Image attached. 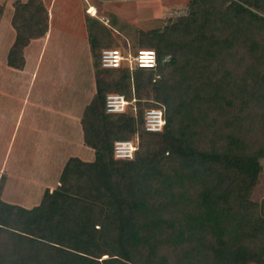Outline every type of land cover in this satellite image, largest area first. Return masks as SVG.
<instances>
[{"label": "trees", "instance_id": "obj_1", "mask_svg": "<svg viewBox=\"0 0 264 264\" xmlns=\"http://www.w3.org/2000/svg\"><path fill=\"white\" fill-rule=\"evenodd\" d=\"M192 4V20L139 32L133 49L153 50L154 69H102L99 53L113 47L99 50L82 118L94 161L68 159L58 189L25 216L0 211V264H264V199L246 194L264 158V0ZM45 15L40 0L18 4L16 44L42 36ZM95 24L85 19L90 51ZM21 63L14 44L7 64ZM133 74L145 77L135 116L107 114L106 95L132 99ZM149 108L163 109L157 133L143 130ZM135 137L132 158L114 160L113 142Z\"/></svg>", "mask_w": 264, "mask_h": 264}, {"label": "rangeland", "instance_id": "obj_2", "mask_svg": "<svg viewBox=\"0 0 264 264\" xmlns=\"http://www.w3.org/2000/svg\"><path fill=\"white\" fill-rule=\"evenodd\" d=\"M136 1L124 4V0H110V13L99 11L93 16L96 26L91 34H95L97 45L93 51L89 50L90 58H88L87 66L91 68L94 81L97 77L96 70H99L97 55L101 48L113 47L132 51L139 39V32L156 30L162 32L180 24L183 20H192L193 14L197 12L196 6L192 4L193 0ZM80 2L85 6L90 4V0H83V2L80 0ZM23 3V0H0V211L4 213L15 209L13 215H9L10 220L15 218L14 214L19 217L25 216L28 211L38 207L44 201L45 194L53 193L58 189L60 176L68 159H76L82 163L94 161V151L83 142L82 118L85 109L95 98V87L92 91L87 82L83 89L86 98L78 103H68L63 97L68 91L67 88L61 89V93L57 91L59 92L57 97L50 94V85L45 78L46 73L40 71L32 73L33 75L28 73V76L32 75L30 81L28 79L23 82L20 74H13L16 72L11 74L6 71L7 54L10 48L14 44L19 45V50L22 47V40L16 44L15 39L10 48L7 47L12 40V38L9 39L11 34L7 24L9 22L11 25L15 7ZM118 11L122 13V16ZM132 15L139 18L137 26L133 24ZM61 23L65 28L66 23ZM11 32L16 36L14 30ZM21 59L19 68L8 67L15 70L21 69L22 53ZM167 60L168 57H165L163 61ZM99 75L110 80L117 78V75L111 76L106 73ZM143 78L145 77L137 74L130 76V98L136 86L141 88ZM137 97L145 98L143 93L138 94ZM66 109H70V118L66 114ZM246 111L253 113L255 108L250 105ZM34 126L39 127L38 130L43 132L40 138L45 139L46 143L45 149L40 152L34 148L23 150L26 143L39 140L38 137H33L35 134L28 131L29 127ZM168 142L164 140L162 143ZM258 162L261 170L254 186L246 192L248 199L254 203L264 199V158L259 159ZM221 170L225 172L223 167ZM233 177H236L235 183L240 182L234 173L231 178ZM88 192L87 195L83 193L86 195L84 198L88 196Z\"/></svg>", "mask_w": 264, "mask_h": 264}, {"label": "crops", "instance_id": "obj_3", "mask_svg": "<svg viewBox=\"0 0 264 264\" xmlns=\"http://www.w3.org/2000/svg\"><path fill=\"white\" fill-rule=\"evenodd\" d=\"M23 1L26 2V0ZM40 1L46 11L44 33L38 38L23 39L21 47L22 68L15 70L7 66L6 71L11 74L12 72H16L13 74H20L23 82L28 81V79L30 81L34 72H44L47 74L45 78L50 85V94H54L57 97L58 93H61V89L67 88L68 91L63 97L68 103L83 101L86 98L83 89L86 87L87 82L91 90L94 91L92 71L90 66H87L90 51L85 19L87 17L93 19V16H95L88 13L91 7L95 10V14L99 11L101 13H110V0H90V4L87 6L81 3L80 0ZM131 2L135 3L137 1L124 0V4ZM121 12H119V15L123 13ZM132 16L134 19L133 24L137 26L139 18L135 15ZM61 22L66 23L65 28ZM7 29L11 34L9 39L12 38L7 44V47L10 48L12 42H14L15 34L11 32L13 29L9 22ZM62 29L64 30L63 32L61 31ZM29 60L31 63H27ZM28 73L32 75L29 74L28 76ZM38 92L40 93L39 90ZM66 114L68 118L71 117L70 109H66ZM35 128L36 126L33 128L29 127L28 131L35 134L33 137L36 136L39 140L34 142L31 138L32 141L26 143L23 150L34 148V150L40 152L45 149V139L42 140L40 138L43 132L38 130L39 127L36 128V131ZM51 143L54 144L55 142Z\"/></svg>", "mask_w": 264, "mask_h": 264}, {"label": "built area", "instance_id": "obj_4", "mask_svg": "<svg viewBox=\"0 0 264 264\" xmlns=\"http://www.w3.org/2000/svg\"><path fill=\"white\" fill-rule=\"evenodd\" d=\"M99 66L102 69H117L125 67L131 72L134 69H154L156 54L150 49H133L123 51L117 48H104L99 53ZM135 98L127 101L122 95L108 94L104 98V110L107 114L130 112L135 116ZM164 126L162 108H149L143 112V130L147 133H157ZM137 149V138L133 140H116L112 144L114 160H129Z\"/></svg>", "mask_w": 264, "mask_h": 264}, {"label": "bare ground", "instance_id": "obj_5", "mask_svg": "<svg viewBox=\"0 0 264 264\" xmlns=\"http://www.w3.org/2000/svg\"><path fill=\"white\" fill-rule=\"evenodd\" d=\"M89 14L95 15V10L92 7L89 10Z\"/></svg>", "mask_w": 264, "mask_h": 264}]
</instances>
